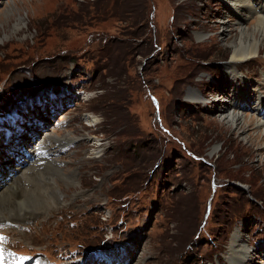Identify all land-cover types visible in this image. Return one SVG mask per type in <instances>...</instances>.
I'll return each instance as SVG.
<instances>
[{
    "label": "rangeland",
    "instance_id": "rangeland-1",
    "mask_svg": "<svg viewBox=\"0 0 264 264\" xmlns=\"http://www.w3.org/2000/svg\"><path fill=\"white\" fill-rule=\"evenodd\" d=\"M227 9L236 27L244 18L224 0H0V116L18 109L5 128L24 127L21 144L20 133H0L3 187L17 156L23 167L56 159L80 183L28 171L21 183L41 192L59 180L66 204L0 220V264H232L235 237L254 253L244 264H264L257 148L218 121L220 104L187 98L243 91L226 67L240 36L221 41ZM237 67L248 94H264V46ZM227 103L263 121L255 103Z\"/></svg>",
    "mask_w": 264,
    "mask_h": 264
},
{
    "label": "bare ground",
    "instance_id": "bare-ground-1",
    "mask_svg": "<svg viewBox=\"0 0 264 264\" xmlns=\"http://www.w3.org/2000/svg\"><path fill=\"white\" fill-rule=\"evenodd\" d=\"M224 1L227 3L230 11L238 12L244 18L243 21L247 19L249 15L256 18V20L250 25V27H247L243 21H240L236 27H231L232 24H230L229 21L227 20L228 17L227 14L228 9H227V11H222L223 16H221L220 17L221 19L219 20L220 28L222 29L221 41L224 42L225 44L229 43L228 42L229 39L233 37L234 30H239L240 32L239 34L240 36L236 37V40L233 41V43L235 44V49L233 51L231 61L230 62L228 61L226 67H227V71H229V73L228 72L227 73L231 76L232 80L236 84H238L237 81L244 82L243 91L242 92L239 91L237 93V91H235L236 89L232 88L233 90L231 89L229 93L230 95H225L224 97L213 95L211 98H207L206 96H202L201 91L199 89L198 90L194 89L188 91L187 98L195 101L198 100L202 101L204 104L207 102L209 103L212 102L213 104L215 103L220 104L222 109L218 108L219 109L218 112L219 114H217V117L219 119L218 121L223 126L234 129L241 141H244L245 143H247V145L256 147L258 151L260 163L264 165V111H263L264 94H262L259 90H257L258 93L253 92L252 94L257 96L258 99H254L253 95H249L248 94L249 87L247 85L248 80L245 75L239 72L237 67V64L239 62L257 56L261 50V46L262 45L264 46V0H224ZM11 8L13 9V7ZM22 20L23 19L20 18V20L15 24L14 26L15 32L22 27ZM200 33L198 35V38H203L204 34H200ZM230 96H232L233 98ZM227 100L231 102L230 103L231 105H236L239 108H241V106L243 107L244 105H251L252 102L255 103L256 108L254 109V111L260 113L263 121H260L259 118L255 116H249L243 114L241 111L239 112L236 111L235 109L228 108ZM87 120L92 125L97 123L96 117L92 114L90 116H87ZM67 135L70 134L68 133ZM68 137L72 138L71 136ZM47 138H52V136L48 135V137H45V139L47 140ZM58 140H61V138H59ZM28 144L27 146L25 145L26 150L28 152H31V148L35 149L37 145V143H28ZM216 150L217 147L216 149L214 148V151ZM24 161L26 163L27 159L25 158ZM57 163L58 161H56V159H52V160L46 159V162L44 163L43 167L38 166L37 164H32V165L30 164V166L23 167V165L17 161L16 163L10 164V167L13 170L11 171L13 172L12 177L10 178L11 183L8 185L7 188H5L3 187L4 181L2 180L3 181L2 182L0 180V220L1 221L12 220L15 222V221L23 220L28 217L32 218L36 212L42 210L43 208H45V210L47 208L46 211L49 212V210L51 209L59 208L61 205L66 204L65 198L67 194L62 189L63 186H60L59 180H58L59 182L53 180L50 183L45 181L47 183L46 186H48V188H44V190L41 189L42 190L41 192L33 184L27 185L21 183L23 181V177L28 176L27 174L28 171L31 169H35L32 171H38V173L42 171L44 173H39V174H43V175L51 174L53 171H55L57 174H59L62 177L67 187L72 186L78 188L77 186L80 183L75 179L76 177H73V175L66 174L65 173L66 170L64 172L61 168L58 169L59 166L57 165ZM49 177H51V175ZM19 182L22 184L21 187H19ZM30 187H34V188L32 189ZM16 196L22 198L18 200ZM240 240H238L236 237L232 239V245L230 248L231 254L229 257V260L231 261L230 263L232 264H244L245 259L250 255L254 254L253 251H251L250 247L246 245V241L243 242L242 245L240 246L238 245L239 248L236 249V245L238 242H240ZM106 257L111 258L109 256ZM104 263L112 264V262L109 263L107 260H105Z\"/></svg>",
    "mask_w": 264,
    "mask_h": 264
},
{
    "label": "flooded vegetation",
    "instance_id": "flooded-vegetation-1",
    "mask_svg": "<svg viewBox=\"0 0 264 264\" xmlns=\"http://www.w3.org/2000/svg\"><path fill=\"white\" fill-rule=\"evenodd\" d=\"M181 104V103H180Z\"/></svg>",
    "mask_w": 264,
    "mask_h": 264
},
{
    "label": "water",
    "instance_id": "water-1",
    "mask_svg": "<svg viewBox=\"0 0 264 264\" xmlns=\"http://www.w3.org/2000/svg\"><path fill=\"white\" fill-rule=\"evenodd\" d=\"M144 65V64H143Z\"/></svg>",
    "mask_w": 264,
    "mask_h": 264
}]
</instances>
